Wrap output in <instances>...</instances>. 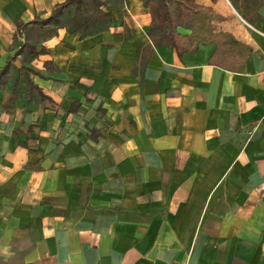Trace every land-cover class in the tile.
<instances>
[{"label": "crops", "instance_id": "1", "mask_svg": "<svg viewBox=\"0 0 264 264\" xmlns=\"http://www.w3.org/2000/svg\"><path fill=\"white\" fill-rule=\"evenodd\" d=\"M65 1L0 0V264H264V2L244 54L178 55L141 0Z\"/></svg>", "mask_w": 264, "mask_h": 264}, {"label": "trees", "instance_id": "2", "mask_svg": "<svg viewBox=\"0 0 264 264\" xmlns=\"http://www.w3.org/2000/svg\"><path fill=\"white\" fill-rule=\"evenodd\" d=\"M73 0H66L58 4L51 17L56 18L62 7ZM143 6L149 11L151 18L148 28V37L153 47H169L181 55L185 52H194L197 49L196 42L192 44L190 36L181 35L177 28L191 29L197 22V16L204 15V19H210L213 14L211 8L195 3L194 0H141ZM216 0H211L215 2ZM234 3V0H229ZM264 2V0H261ZM29 53H34L30 51Z\"/></svg>", "mask_w": 264, "mask_h": 264}, {"label": "rangeland", "instance_id": "3", "mask_svg": "<svg viewBox=\"0 0 264 264\" xmlns=\"http://www.w3.org/2000/svg\"><path fill=\"white\" fill-rule=\"evenodd\" d=\"M120 1L121 0H113V7H118ZM99 3L100 0H84L82 1V5L79 8L71 7L70 9H66L63 12V16L61 18L62 23L69 24L72 16L75 15V13H77L78 11V14L80 13L81 15L90 18L91 22L99 20V12H104L98 9ZM238 3H240V7L238 6ZM221 6L222 7L220 8V11L224 13V17L221 16L220 18H211L210 20H205L204 15H199L198 23L194 28L195 33L197 34L196 38L201 41L223 39L234 52L242 55L244 54L245 46L243 45V43H241V36L237 33V30L243 27L247 28L244 20L242 21L240 17H243L244 19L249 9L246 4H243L241 0H234L233 8L235 9V11L226 3ZM235 13L239 14V18ZM43 37H45V33H40L38 36L37 34L30 33L24 38L25 40L27 38L28 40L33 41L35 39H40ZM9 68V75H13V68Z\"/></svg>", "mask_w": 264, "mask_h": 264}, {"label": "water", "instance_id": "4", "mask_svg": "<svg viewBox=\"0 0 264 264\" xmlns=\"http://www.w3.org/2000/svg\"><path fill=\"white\" fill-rule=\"evenodd\" d=\"M16 65H17V63H16Z\"/></svg>", "mask_w": 264, "mask_h": 264}]
</instances>
